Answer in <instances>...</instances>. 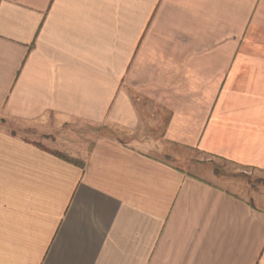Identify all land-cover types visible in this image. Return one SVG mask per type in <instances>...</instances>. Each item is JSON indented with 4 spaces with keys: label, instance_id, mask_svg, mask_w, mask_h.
Here are the masks:
<instances>
[{
    "label": "crops",
    "instance_id": "crops-1",
    "mask_svg": "<svg viewBox=\"0 0 264 264\" xmlns=\"http://www.w3.org/2000/svg\"><path fill=\"white\" fill-rule=\"evenodd\" d=\"M210 158L264 172V0H0V264H264Z\"/></svg>",
    "mask_w": 264,
    "mask_h": 264
},
{
    "label": "rangeland",
    "instance_id": "rangeland-1",
    "mask_svg": "<svg viewBox=\"0 0 264 264\" xmlns=\"http://www.w3.org/2000/svg\"><path fill=\"white\" fill-rule=\"evenodd\" d=\"M171 160V159H170ZM207 164L212 165L211 168L216 175L223 179H235L241 184L247 183L254 195V198L261 197L264 192V172H257L249 168H241L239 166L231 165L219 159L210 158Z\"/></svg>",
    "mask_w": 264,
    "mask_h": 264
},
{
    "label": "snow or ice",
    "instance_id": "snow-or-ice-1",
    "mask_svg": "<svg viewBox=\"0 0 264 264\" xmlns=\"http://www.w3.org/2000/svg\"><path fill=\"white\" fill-rule=\"evenodd\" d=\"M89 199H90V196L89 194L85 193L84 194V207L81 209V212L83 214H87V211L89 210L90 208V205H89ZM64 242L71 246L74 242V235H73V232L71 229H69V231L66 233L65 237H64Z\"/></svg>",
    "mask_w": 264,
    "mask_h": 264
},
{
    "label": "trees",
    "instance_id": "trees-1",
    "mask_svg": "<svg viewBox=\"0 0 264 264\" xmlns=\"http://www.w3.org/2000/svg\"><path fill=\"white\" fill-rule=\"evenodd\" d=\"M57 156H59L60 158H62V159H64V160H66V161H68V162L75 163L73 160H71V159H69V158L65 157L64 155L57 154Z\"/></svg>",
    "mask_w": 264,
    "mask_h": 264
}]
</instances>
